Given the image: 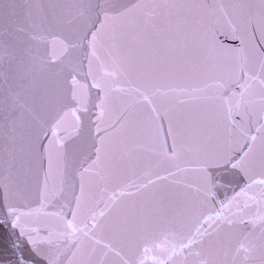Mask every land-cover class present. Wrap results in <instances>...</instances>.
I'll return each instance as SVG.
<instances>
[{
	"label": "snow or ice",
	"instance_id": "obj_1",
	"mask_svg": "<svg viewBox=\"0 0 264 264\" xmlns=\"http://www.w3.org/2000/svg\"><path fill=\"white\" fill-rule=\"evenodd\" d=\"M0 264H264V0H0Z\"/></svg>",
	"mask_w": 264,
	"mask_h": 264
}]
</instances>
